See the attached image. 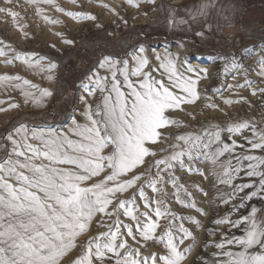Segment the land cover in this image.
<instances>
[{"label":"snow or ice","instance_id":"obj_1","mask_svg":"<svg viewBox=\"0 0 264 264\" xmlns=\"http://www.w3.org/2000/svg\"><path fill=\"white\" fill-rule=\"evenodd\" d=\"M71 2L75 4L76 0ZM138 2L128 0L129 4ZM3 4L6 6L0 7V14L10 17L14 27L23 30L25 25L16 23L19 14L13 10L20 6L17 0H3ZM25 4L32 6L36 16L49 25L59 21L43 15L41 5L54 7L77 22L96 20L82 11L64 12L53 0H25ZM214 8L213 0H202L186 19L170 15L168 25L200 22L203 28L210 23ZM195 34L203 35L199 31ZM255 52L246 49L240 59L236 55L218 59L224 73L232 70L244 77L243 84H229L228 89H252L251 95L259 94L264 103V87H253L256 81L248 78L249 70L241 63ZM256 54L259 58L255 76L264 81V46ZM0 57L5 58L6 65L19 62L33 73H47L48 80L53 79L50 73L57 69V64L47 57L16 51L2 40ZM155 59L159 69L145 71L149 59L142 46L131 54V63L104 56L98 68L105 70L106 75L93 70L85 78L87 82L79 85L88 96L99 93L94 108L81 96L86 105L84 123L73 118L66 131L20 124L6 135L11 148L0 144L6 153L0 157V264H59L94 218H98L99 227L107 230L87 241L74 264H184L196 246L193 232L184 221L194 224L197 230L201 222L176 215L169 203L174 198L183 208L207 215L198 207L195 194L180 183L182 177L176 175L185 170L209 179L215 189L211 203L216 215L210 221L215 227L205 229L206 236L212 239L202 245V250L212 249L211 259L205 257L203 264H264V207L250 205L253 200L264 202V127L243 120L165 136L161 129L180 126L166 112L199 100L197 82L201 77L190 65L186 72L192 75L182 74L177 57L170 51ZM156 71H161L167 84L151 74ZM0 89H18L25 103L36 107H42L46 98L52 96L48 89L19 75H0ZM223 103L247 101L225 99ZM166 139L173 141L161 149L168 155L147 160L157 155L150 146ZM201 163L206 166V173L197 167ZM101 173H106L102 179L88 183ZM241 177L244 182H237ZM169 185L171 192L167 190ZM192 187L199 195L208 196L202 187ZM130 189L131 196L121 198ZM221 206L226 208L223 214L219 212ZM241 209H247L246 213H241ZM122 217L129 222L125 223ZM162 219L166 221L163 226ZM125 237L138 247H132ZM186 240L191 243L181 248ZM153 248L156 251H148ZM201 256L203 251L197 253V258ZM190 264H196V258Z\"/></svg>","mask_w":264,"mask_h":264},{"label":"rangeland","instance_id":"obj_2","mask_svg":"<svg viewBox=\"0 0 264 264\" xmlns=\"http://www.w3.org/2000/svg\"><path fill=\"white\" fill-rule=\"evenodd\" d=\"M215 1L217 3L221 0ZM227 1H229V6L226 8L229 12L228 21L218 33L211 24H208L199 31L203 33L201 36L194 33L190 39H176L169 32L168 25V18L170 15L173 16L176 8L172 5L174 0H154V3L139 0L138 4H129L128 0H76L75 4L71 0H53L54 4L62 8L64 12L82 11L96 17L95 21L77 22L57 12L54 7L41 5L43 15L59 21L55 25L46 24L41 17H37L35 9L25 4V0H17L20 6L13 9L19 14L16 23L25 25V27L23 30H18L14 27L10 17L0 14V40L10 44L16 51L33 52L38 56L47 57L57 64V69L50 73L53 79L48 80L45 78L49 75L47 73L38 71L33 73L19 62L6 65L5 58L0 57V75H19L39 88L52 92V96L46 98L42 107H36L31 102L25 103L18 89H0V100L4 101L0 104V109H5L0 111V144L10 150L11 145L6 140V135L20 124H25L30 128L54 127L66 131L73 118L80 122L78 116L86 106L81 96H84L93 108L99 97L98 92L93 96L84 93L79 87L81 82H87L85 78L91 75L93 70L99 71L101 76L106 75L105 70L98 68L99 61L104 56L117 60L127 59L131 63V54L136 53L141 46L144 47L145 55L149 59V65L145 71H150L152 68L159 69V62L155 57L170 51L177 57L178 68L182 74L192 75L186 72V68L190 65L197 69L201 77L197 82L200 99L194 104H184L180 109L166 112L168 118L178 121L180 126L173 125L167 129H161L160 131L165 136H175L211 124L223 127L228 123L243 120H250L264 127V103L261 102L259 94L252 96V89L249 88L228 89L229 84H243L244 77L240 72L232 70L224 73L223 63L218 59L221 56L232 57L233 55L240 59L246 49H255L256 52L251 57L245 56L241 63L249 70L248 78L256 81L253 87H264V81H260L255 76L257 67L255 62L259 58L256 53L259 52L261 46H264V0ZM5 6L3 0H0V7ZM64 41H69V43ZM185 60L187 64L182 63ZM151 74L158 79H163L165 84L168 83L166 77L161 76V71ZM233 76H235L234 79ZM241 98L247 103L231 105L223 103L225 99L235 101ZM11 104H16L17 107L10 108ZM208 104H214L215 107L209 108ZM39 118H42V122L36 120ZM172 143L171 139H166L162 143L158 142L155 146H150V149L157 152V155L146 159L154 161L168 155L161 149L167 148ZM5 154V151L0 149V157ZM143 167L141 166V171ZM197 167L200 171L207 172L203 163ZM105 174L101 173L100 176L93 177L88 183L99 181ZM176 175L182 177L180 183L195 194L198 207L207 213V215H201L193 209H185L176 204L174 198L169 203V207L176 215L194 217L201 222V228L197 230L194 224L184 221L185 227L193 232L196 244L184 264H190L194 258H196V264H203L205 257L211 259L212 249L202 250V245L212 239L206 236L205 229L215 227L210 224L216 215L215 205L211 203L215 189L210 180L203 176L189 174L186 170L177 171ZM244 180L245 178L241 177V180L237 182H244ZM192 185L202 187L208 192V196L196 193ZM167 190L172 191L171 185ZM132 191L130 189L121 194V198L130 197ZM149 194H151L150 190ZM250 205L260 208L264 207V202L253 200ZM141 210H144L142 204ZM225 211L226 208L221 206L219 212L223 214ZM246 211L247 209L240 210L241 213H246ZM97 219L94 218L88 230L76 238L75 247L60 258L59 264H74L87 241L99 232L107 230L99 227ZM122 219L125 223L129 222L126 218L122 217ZM160 223L163 226L166 221L162 219ZM233 231L241 234L237 230ZM125 238L132 247H138L131 238ZM189 243L191 240H186L181 248ZM148 251H156V249H148ZM201 251H203V256L197 258V253Z\"/></svg>","mask_w":264,"mask_h":264},{"label":"crops","instance_id":"obj_3","mask_svg":"<svg viewBox=\"0 0 264 264\" xmlns=\"http://www.w3.org/2000/svg\"><path fill=\"white\" fill-rule=\"evenodd\" d=\"M201 2L202 0H186L175 8L173 16L176 19H186L188 18L189 12L197 8ZM213 2L215 4V8L211 12V20L209 24H211L213 29L218 33L228 21L227 16L229 12L226 8L229 6V1L221 0L216 3V1L213 0ZM201 29L203 28H201L200 22H196L191 25L170 27L169 32L172 33L176 39H190L194 33L200 31Z\"/></svg>","mask_w":264,"mask_h":264},{"label":"bare ground","instance_id":"obj_4","mask_svg":"<svg viewBox=\"0 0 264 264\" xmlns=\"http://www.w3.org/2000/svg\"><path fill=\"white\" fill-rule=\"evenodd\" d=\"M185 0H174V2H173V6H176L177 7V5H180V4H182L183 2H184ZM144 21V20H143ZM128 46V45H127ZM220 64V63H219ZM194 65V64H193ZM99 98V97H98ZM96 100H98V99H96ZM97 102V101H96ZM95 105V104H94ZM86 106H84V108H85ZM95 107V106H94ZM83 113V112H82ZM82 113L78 116V120L80 121V123H84L85 122V120H84V116L82 115Z\"/></svg>","mask_w":264,"mask_h":264},{"label":"water","instance_id":"obj_5","mask_svg":"<svg viewBox=\"0 0 264 264\" xmlns=\"http://www.w3.org/2000/svg\"><path fill=\"white\" fill-rule=\"evenodd\" d=\"M37 121H39V122H42V118H39V119H36Z\"/></svg>","mask_w":264,"mask_h":264}]
</instances>
